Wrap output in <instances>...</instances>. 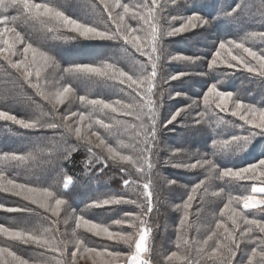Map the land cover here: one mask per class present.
Listing matches in <instances>:
<instances>
[{
    "label": "snow or ice",
    "instance_id": "6c2138e0",
    "mask_svg": "<svg viewBox=\"0 0 264 264\" xmlns=\"http://www.w3.org/2000/svg\"><path fill=\"white\" fill-rule=\"evenodd\" d=\"M82 7L91 12L70 9L61 0H0V60L7 65V76L15 77L21 90H34L48 109L28 97L32 111L24 118L12 107L21 102L19 94L15 90L0 93V122L35 136L30 141L31 151L0 152V192L28 202L23 207L0 204V210L37 218L30 227L0 224V236L35 246L41 256L50 257L49 264H78L85 256L93 264H152L151 220L159 213L158 205L163 204L160 193L165 189L181 201L175 205L180 213L173 242L176 250L163 256L166 264H264V219L245 214V210L264 214V31L248 30L253 26L264 29V0H232L218 12L208 11V0H97L95 4L86 0ZM177 21L179 26H173ZM30 29L47 39L75 41L73 47L113 42L146 59L130 57L128 70L119 62L106 61L66 60L68 66L62 67L56 58L58 48L53 54L52 47L47 51L34 47ZM222 29L227 33L223 37L217 34L206 51L197 47L190 55L172 54L164 45L166 38L198 37ZM257 44L261 46L257 48ZM21 45L28 55L13 60ZM170 62L202 70L165 75V65ZM237 72L253 78L250 83L259 89V101H251L254 93L244 84L232 90ZM58 73L61 75L56 80ZM194 78L202 81L201 92L194 93L199 99L176 90L189 87ZM52 81L55 83L49 87ZM85 81L106 84L121 98L78 95L77 87ZM184 101L190 103L179 106ZM74 103L82 109L72 111ZM60 106H65L66 114H58ZM225 115L236 119L226 120ZM49 131L58 135L50 137ZM177 131L201 136L209 149L176 147L163 161L177 170L195 171L197 180L188 184L158 171L161 136ZM81 149L87 153L82 162L84 177L64 179V162H71L72 154ZM225 155L232 166H221ZM177 157L194 162H174ZM249 157L254 162H249ZM35 161L41 163L31 182L9 178V170ZM108 172L119 174V185L115 191L97 194ZM83 178L89 184H99L79 211L108 213L131 206L132 211H123L120 219L112 221L121 230L85 219L77 213L79 205L73 207L70 199L64 198L75 199ZM247 182H252L250 190ZM237 188L247 194L233 195ZM216 198L226 202L215 217L214 227L202 235L192 217L198 220ZM62 211H66L63 231ZM81 230L110 243L101 249L89 247ZM120 244L128 251H109ZM0 264L30 261L11 246H0Z\"/></svg>",
    "mask_w": 264,
    "mask_h": 264
},
{
    "label": "trees",
    "instance_id": "16d2710c",
    "mask_svg": "<svg viewBox=\"0 0 264 264\" xmlns=\"http://www.w3.org/2000/svg\"><path fill=\"white\" fill-rule=\"evenodd\" d=\"M39 2V0H37ZM86 0H61V3L65 4L70 9H76L78 11L86 10L91 12V9H83V5ZM88 2L95 4L97 0H88ZM125 2H138V0H125ZM210 5L208 11L218 12L219 9L227 8V6L232 3V0H208ZM15 14V13H12ZM172 15H183L185 13H176L172 12ZM94 19L98 17H93ZM173 26H179V22L177 21ZM238 30V29H237ZM249 31H264V29L257 28L255 26L248 28ZM227 29L219 30V32L212 33H204L203 36L193 37L192 35H185L184 37L177 38H166L164 41L165 47L172 54H192L195 49L198 47L203 51H206L208 47L211 45L212 41L215 40L216 35L219 34L223 37L227 33ZM236 31V30H233ZM32 42L34 47L42 48L43 50H48V47H52L53 54H56L57 48L59 50V54L56 56L57 60L60 62L62 67H67L68 63L65 61H69L72 63H98L100 61H106L109 63L119 62L120 67H124L125 70H128L127 65L130 63V57L134 56L137 61L145 60L146 58L142 57L139 53H136L133 49L128 46L127 51L125 48L118 47L113 42H101L98 45H77L75 41L64 43L60 40H51L45 38L39 31L31 30ZM243 35V33H240ZM261 45L257 44L256 47H260ZM23 46H18L17 54L13 57V60L23 59L26 53L22 52ZM7 65L0 60V93L5 90H15L19 96L21 97V102L13 105L12 107L15 110V113L18 116H22L27 118L26 114H30L32 111L31 101L28 97H31L32 100L40 104H45L46 102L42 100L41 97L34 93V90L25 87L23 90L20 89L19 81L15 79V77H8L6 73ZM165 75L168 73L175 74L177 71L189 70V71H200L202 69H186L183 64L170 62L165 65ZM61 74L56 75V80H59V76ZM68 78L65 77V80ZM253 78L247 76L246 73L237 72L232 80V90H236L244 84L246 88H251L254 95L250 98L252 102L259 101L260 99V91L256 87L254 82L250 83ZM55 81L49 85H52ZM177 82H173V85H176ZM189 87L180 88L177 87L178 91H186L189 96H193L194 98L199 99V97L194 96V93L201 92L202 90V81L200 78H194L193 80L188 82ZM74 87L76 85L74 84ZM78 95H88L90 98H111L117 99L121 98L115 95L114 90L104 84H94L88 82H82L79 87H77ZM174 95V93H173ZM167 96V93H165ZM179 101V98H177ZM184 103H190V101L180 102L179 106H184ZM167 107V104L165 105ZM82 106L79 103H74L71 105L72 111L81 110ZM47 105L45 107V111H47ZM58 114H66L65 106H60ZM161 115H163V110H161ZM226 120H235L236 118L225 115ZM48 136L58 135L53 131H49L47 133ZM220 138H227L220 137ZM35 139V136L29 133L26 130L20 129L18 126H11L6 128L4 122H0V152L8 151V152H27L31 151L30 141ZM210 143V142H209ZM176 147H185L189 148V150H195L196 148H201L204 151H208L209 149L204 146L203 138L199 135L193 136L190 133H185L183 131H177L175 134L165 133L161 136V144H160V160L161 166H158V171L165 177L169 179H177L179 183L188 184L190 181L195 182L197 180V176L195 171L188 170H177L169 165L163 164L164 160L168 159L170 150L175 149ZM242 155V154H241ZM43 158H41L42 160ZM87 159V153L84 150H78L74 152L71 157V162H64V171L66 176L63 177L66 179L67 177H72L75 181L84 177V168L83 161ZM232 159H236V157H232ZM249 162H254V160L249 157ZM174 162H188L192 163L194 160H188L186 157H177ZM221 162V161H218ZM41 161L32 162L30 166H22L16 169H11L8 172L9 178H15L18 183H29L31 182L33 175L38 174V168L40 166ZM221 166H232L229 163V157L225 155L222 158ZM199 178H203V175H200ZM252 182H247L246 187L250 190ZM82 188L80 192L76 195L75 199L72 200L68 196H65V199H70V202L73 203V207H77V213L79 215H84L85 219L91 220L95 223H103L111 227L113 231L121 230L120 226L114 225L112 221L116 219H120L123 215V211H132L131 206H123V211L117 209L116 211H110L108 213H103L99 210H90L88 212H80L79 208L83 207V201H86L87 195H91L92 191L99 184V182L93 181L91 184L87 182L86 178L81 179ZM119 185V174L116 172H108L107 175L103 178V183L99 184L100 192L97 194H101L108 191H115V189ZM33 187H44L46 185H37L32 184ZM216 190V189H212ZM233 195H244L247 194L240 189H234ZM161 200L163 204L158 205L159 213H154L151 223L153 224V253L150 257L152 264H166L163 259V256L169 255L171 251H175L176 248L174 246V241L176 239L175 230L180 218V213L175 210V205L181 203L180 199L175 198L173 193L162 189ZM226 200L221 198H216L215 203L210 207L206 206L204 211L200 214L199 219L194 216L192 217L193 221H195L200 226V232L202 235H206L210 227H214L215 217L219 215L220 209L223 208V203ZM0 204H4L6 207H23L28 204L27 201H23L21 198L14 197L11 194H6L0 192ZM35 208V205H30ZM245 214L249 216V218H259L264 219V214L259 213L258 210H245ZM66 218V211L61 212V231L64 230L62 221ZM37 222V218L35 216H21L17 213H6L0 210V224H4L6 227H24V226H32ZM47 226V225H45ZM72 226V222L69 221V230ZM81 238L85 239L88 243L89 247H96L101 249L103 246L108 245L110 242L107 240H103L98 237L92 236L91 233H85L81 230ZM0 246L8 247L11 246L13 251L17 252V255L24 257L30 261L32 264L33 261H36L37 264H49L50 257L47 255L41 256L38 248L32 245H23L19 242H9L5 237L0 236ZM109 251H120L127 252L128 248L126 245L120 244L114 247H109ZM157 252L162 253L163 255H157ZM78 264H93V260L87 256L79 259Z\"/></svg>",
    "mask_w": 264,
    "mask_h": 264
},
{
    "label": "rangeland",
    "instance_id": "374dc122",
    "mask_svg": "<svg viewBox=\"0 0 264 264\" xmlns=\"http://www.w3.org/2000/svg\"><path fill=\"white\" fill-rule=\"evenodd\" d=\"M22 52H23V50H22ZM27 55V54H26Z\"/></svg>",
    "mask_w": 264,
    "mask_h": 264
}]
</instances>
